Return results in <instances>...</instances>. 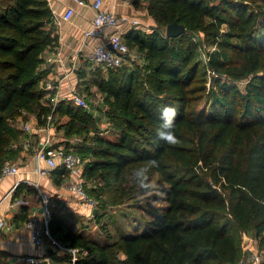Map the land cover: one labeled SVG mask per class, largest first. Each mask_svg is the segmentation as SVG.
Instances as JSON below:
<instances>
[{
  "label": "trees",
  "instance_id": "trees-1",
  "mask_svg": "<svg viewBox=\"0 0 264 264\" xmlns=\"http://www.w3.org/2000/svg\"><path fill=\"white\" fill-rule=\"evenodd\" d=\"M258 2L149 0L159 26L152 42L147 45L137 30L124 36L129 46L148 51L151 87H140L136 71L125 68L132 52L108 69L121 82L103 111L117 126L116 137L98 132L94 109L70 96L60 101L55 130L81 138L76 146L87 159L83 177L92 181L87 189L99 201L94 218L106 214L108 203L121 205L149 190L155 172L169 184L166 205L150 210L149 218L133 217L135 232L110 233L107 242L72 229L52 211L51 233L77 248L75 261L63 250L64 264H234L244 253L239 233L264 241V0L256 7ZM52 20L49 0H0V170L18 158L29 134L15 121L35 116L42 124L52 112L42 85L52 69L43 66V54L59 44ZM175 21L186 31L200 30L222 49V58L210 59L217 91L205 106L200 107L207 76L196 60V43H177L186 31L166 35ZM224 24L229 32L220 39ZM85 70L92 71L80 66L79 75ZM240 79H247L244 89ZM164 105L177 110L175 143L157 133ZM152 159L158 165L149 168L145 188L134 170ZM53 172L61 184L67 170L59 165Z\"/></svg>",
  "mask_w": 264,
  "mask_h": 264
},
{
  "label": "crops",
  "instance_id": "crops-1",
  "mask_svg": "<svg viewBox=\"0 0 264 264\" xmlns=\"http://www.w3.org/2000/svg\"><path fill=\"white\" fill-rule=\"evenodd\" d=\"M49 2L53 9L51 27L58 34L59 44L49 47L43 54V66L52 67L48 77L61 76L66 73L62 65L54 60L55 52L60 53L69 68L76 56L80 59V66L90 68L91 63L88 58L93 46L107 41L115 28L108 27L104 33L97 36H86L85 29L91 25L95 13L90 4L81 5L75 0H49ZM68 5L76 7L70 21L62 19V14ZM104 7L115 9L119 14H127L131 17L144 16L147 12L143 0H104ZM141 24L140 27H134L130 21H125L120 24V30H123L124 34L133 30L143 32L149 24L143 19ZM76 70L65 75L61 86L63 93L68 94L71 85L76 83ZM29 136L33 138L35 145L43 134L32 131L27 135ZM34 145L28 147L23 144L16 158L23 171L20 180L18 175H9L0 184V222H3L0 226V264H23V257L31 254L44 258L42 262L34 264H64L62 253L48 241L43 247L35 246L31 241L30 229L25 226L28 217L41 206V190L50 196L53 212L59 213L60 211L63 214L69 210L70 213H76L84 219H91L94 215L95 209L92 210L77 195L61 186L59 173H54V170L49 169L45 162L39 163L40 171L36 169L38 162L35 158ZM33 181L38 182V185ZM61 191L63 194L59 196L58 193ZM255 243V238L249 237L243 244L245 253L252 249L257 251Z\"/></svg>",
  "mask_w": 264,
  "mask_h": 264
},
{
  "label": "built area",
  "instance_id": "built-area-1",
  "mask_svg": "<svg viewBox=\"0 0 264 264\" xmlns=\"http://www.w3.org/2000/svg\"><path fill=\"white\" fill-rule=\"evenodd\" d=\"M78 4L87 5L90 4L94 9V16L91 25L85 29L86 36H97L104 33L108 27H114L115 30L110 34L107 41L95 44L90 53L88 60L94 67H100L109 69L121 65L127 56L131 53V49L123 30H120V24L125 21H130L134 27H140L141 20L138 17H131L127 14H119L115 9H108L104 7V0H75ZM76 7L74 5H68L66 10L62 14V19L70 21ZM54 60L58 61L64 68L66 73L56 77H47L42 80V85L45 89L46 102L51 106L52 112L47 116L46 121L42 124L38 122L35 116L30 117L27 120L19 118V122L16 123L20 127H23L28 133L32 131H38L43 134L39 138L38 142L34 145L33 138L27 137L24 141L25 146L34 145L35 147V158L38 162L37 170H41L39 163L45 162L47 167L51 170L56 169L59 165H62L67 170L65 179L61 182V186L77 195L81 201L87 203L91 209H96L98 206V199L94 197L87 189L86 180L83 177V170L86 163V158L82 156L76 143L81 140L80 137H64L58 134L55 130V116L57 107L62 99L70 96L75 103L92 109V102L89 98V94L85 91L81 85L76 83L71 85L68 94L61 91V86L65 75L78 69L80 62L78 56L72 61L71 68L66 66L65 59L60 53L55 52ZM216 74L215 71H212ZM95 111V110H94ZM71 144L68 145L67 141ZM22 167L18 159L8 160L4 163L0 170V184L5 177L9 175H18L19 180L22 175ZM18 180V182H19ZM38 185L36 181H33ZM42 203L39 210L33 211L28 220L25 222V226L30 229L31 241L37 247H43L47 244V241L55 249L69 250L72 252V261L76 260V247H68L59 241L50 230V222L52 218L51 210V198L43 192ZM62 191L58 193L61 196ZM3 222H0V226ZM252 249V248H251ZM249 250V249H248ZM44 258L36 255H25L23 257V264H34L42 262ZM264 259V253L250 250L248 256H243L234 264H250L256 263L261 264Z\"/></svg>",
  "mask_w": 264,
  "mask_h": 264
},
{
  "label": "rangeland",
  "instance_id": "rangeland-1",
  "mask_svg": "<svg viewBox=\"0 0 264 264\" xmlns=\"http://www.w3.org/2000/svg\"><path fill=\"white\" fill-rule=\"evenodd\" d=\"M262 2L263 0H259L256 7H258L259 3ZM143 3L146 6V11L148 12V14L146 12L144 16L140 15L137 17L141 21L143 19L145 23L147 22L149 24L147 26V29L143 31L144 39L147 41L146 44L148 45L150 42H152V36L154 35V33H156L155 30L158 29L159 26L154 16L149 13V0H143ZM163 28L161 29L162 31ZM228 32L229 27L224 24L219 33L220 39L225 38ZM231 39L235 40L236 38L231 37ZM177 43L184 48H187L193 43H196V60L200 61L203 68L205 67V73L207 76V89L205 90V97L203 98L200 107L202 105L205 106L209 104L213 93L217 91L216 85L214 84V75L216 74H213L212 72L213 70L210 66V59L222 58V49L217 42L208 40L205 34L200 30H187L182 38L177 41ZM130 48L132 57H135V61L133 62L134 59H131V57L129 59L130 62H127L125 68L127 69V71H136L138 77H140L141 79L140 87H151V82L149 81V78H151L149 76L150 70L148 68V66L151 64L149 63L150 59H148L147 57L148 51L143 50L142 53L140 51L139 45L136 43H130ZM91 67L90 69H92V71L88 72L85 70L86 72L82 73L81 76L79 75L78 70H76L75 77L77 79L75 80V82L76 84L81 85V87L84 88L87 93H91L89 95V98L92 102V109L95 110V115L97 116L98 132L109 137H116L118 133V130L116 128L117 126L112 122L109 116L103 113V111L105 108H108V104L105 102L106 97L114 100L113 92H115L121 82L120 80L114 81L112 73L108 69H101L100 67H93L92 65ZM246 81L247 79H240L237 81L240 88H245ZM100 83H102L103 85H107L109 88H107L106 91H103L104 89H102ZM18 122L19 120L15 121V123ZM207 177L209 181L214 183V176L211 175V173ZM91 183L92 181H86L87 185L91 186ZM168 185L169 184L161 178L160 174L158 172H155V174H153L152 176L149 190L121 205H113L111 202L108 203L105 212L106 214L102 215L99 218L92 217L91 219H84L81 216H78L76 213H70L69 210L67 212H64L63 214L59 211V215L63 216L66 225L71 227L72 229L81 231L101 242H107L110 233H113V235L117 236V234H121L124 232H135V230L133 229V225L130 224V220L133 219V217L137 216L149 218L151 216L150 210L166 205V189ZM108 195L109 193H106L107 197ZM102 210L105 211L104 209ZM141 228H143L142 230H144L143 226H141ZM249 237L255 238V244L258 248L257 251L264 253V241H262L263 239L256 238L255 235L249 231H243V233H239L238 235L242 247L245 241L249 239ZM59 252L64 253L63 250ZM249 254L250 251H247L245 253L244 250L241 258L243 256H248Z\"/></svg>",
  "mask_w": 264,
  "mask_h": 264
},
{
  "label": "clouds",
  "instance_id": "clouds-1",
  "mask_svg": "<svg viewBox=\"0 0 264 264\" xmlns=\"http://www.w3.org/2000/svg\"><path fill=\"white\" fill-rule=\"evenodd\" d=\"M176 113L177 110L172 105H164L160 111V127L157 129L158 136L166 143H175L177 136L176 128ZM158 165L156 159H152L150 164L142 165L134 170L136 181L141 186L149 187V168Z\"/></svg>",
  "mask_w": 264,
  "mask_h": 264
},
{
  "label": "water",
  "instance_id": "water-1",
  "mask_svg": "<svg viewBox=\"0 0 264 264\" xmlns=\"http://www.w3.org/2000/svg\"><path fill=\"white\" fill-rule=\"evenodd\" d=\"M186 29L187 26L184 23L175 21L166 26V35L169 37H176L181 33L185 32ZM95 210H97V208Z\"/></svg>",
  "mask_w": 264,
  "mask_h": 264
}]
</instances>
